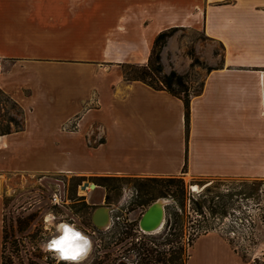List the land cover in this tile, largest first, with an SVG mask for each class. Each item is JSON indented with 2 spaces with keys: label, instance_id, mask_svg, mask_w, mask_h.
<instances>
[{
  "label": "crops",
  "instance_id": "1",
  "mask_svg": "<svg viewBox=\"0 0 264 264\" xmlns=\"http://www.w3.org/2000/svg\"><path fill=\"white\" fill-rule=\"evenodd\" d=\"M171 27L177 31L161 53L166 72H188L165 60L177 53L185 29L222 51L207 48L213 68L191 95L188 122L183 99L123 76V65L148 62L157 34ZM35 65L92 71L66 85L79 95L58 118L61 125L79 115V130L55 127L84 146L74 163L49 158L46 147L58 134L48 121L62 103L54 95L56 79L31 73ZM0 88L23 106L28 102L25 112L36 126L26 132L25 120L23 130L1 135L0 264L5 198L18 172L264 181V0H0ZM89 116L104 121L98 135L88 128ZM186 264L243 262L225 237L209 231L194 240Z\"/></svg>",
  "mask_w": 264,
  "mask_h": 264
},
{
  "label": "rangeland",
  "instance_id": "2",
  "mask_svg": "<svg viewBox=\"0 0 264 264\" xmlns=\"http://www.w3.org/2000/svg\"><path fill=\"white\" fill-rule=\"evenodd\" d=\"M180 35V48L175 47L177 53L167 55L165 60L167 66L177 65L179 70L188 71V80L194 91L200 88L209 66L206 62L209 44L213 45L211 47H214L216 54L222 51L217 43L210 41L199 31L185 29L180 31ZM190 53L200 60L201 65H191L193 60ZM188 61L189 65L186 66ZM29 69L33 74L56 79L54 95L62 103L58 108L57 118L48 121L54 128L52 132L58 134V139L53 137L54 140L46 147L49 158L54 164L74 163L78 150L84 146L80 145L78 137H64L57 128L64 132H77L79 115L61 125H58V118L73 110L71 107L67 109L65 104L79 95V92L68 89L66 85L75 84V78L89 76L92 71L81 67L43 65H35ZM77 83L84 84L82 81ZM89 92L90 88L82 90L80 94L87 96ZM27 103L24 102L23 106L0 88V134L6 130L11 133L20 131L24 128L25 120L26 132L35 130L34 121L28 119L25 112ZM63 106L64 110L61 109ZM90 116L88 128L96 129L98 135L102 132L98 123L104 124V121ZM22 132L26 133L25 130ZM92 133L90 130L88 136ZM80 176L85 177L80 179ZM91 176L93 174L80 175L72 171L18 172L11 175L14 192L5 198L4 225L7 237L4 251L6 257H11L13 264H95L102 259L105 260L104 263L117 264L124 258L129 264H140L145 255L156 258L161 254L166 262L154 264H186L197 233L205 230L225 237L237 251L243 264H264L263 180L192 178L180 175L175 177L183 182L178 180L166 185L170 182L163 181L162 187L160 182L151 181L149 177H139V180L113 178L106 181L107 185H99ZM147 184L150 186L146 187ZM191 186L197 191H192ZM55 192L63 198L61 204L52 202ZM179 196H183V199ZM161 198L168 202L164 226L152 233L140 231V217L150 204ZM196 201L202 206L203 213L195 211ZM100 205L113 208L108 229L98 230L92 223V215ZM210 205L217 209L215 213L206 208ZM177 211L179 217L175 222L173 213ZM62 222L74 225L90 237L92 246L84 260L70 261L58 254L54 240L60 234L59 225ZM47 243L50 249L47 248ZM146 248L153 252L148 253ZM55 251L63 260H59Z\"/></svg>",
  "mask_w": 264,
  "mask_h": 264
},
{
  "label": "trees",
  "instance_id": "3",
  "mask_svg": "<svg viewBox=\"0 0 264 264\" xmlns=\"http://www.w3.org/2000/svg\"><path fill=\"white\" fill-rule=\"evenodd\" d=\"M176 31H177V27H171V28L165 29V30H163L157 34V36L154 40L153 46H152V50H151L149 60L146 64H125L122 66V70H123V76L126 80L143 81L155 89L167 90L172 95H175V96L183 99L184 105H185L186 120L188 122L189 121V115H190L191 95L193 93L200 92L202 89V86H200L199 89L193 91L191 89V85L189 83L187 73L182 74L175 69L171 70L170 72H166L164 70V65L162 62L161 53H162V50H163L164 46L166 45L169 37H171ZM189 56L193 60L191 62L192 66L196 65V64L201 65L200 60L195 58L192 53H190ZM212 68H213L212 66H208L207 71H209ZM201 85H202V83H201ZM20 130H23V127ZM17 131H19V130H17ZM9 133H11V131L6 130L1 134L6 135ZM84 177L85 176H80V179H84ZM91 178L95 183H97L99 185H107L106 181L113 179V178H122V179L124 178L126 180H139V177H125V176L114 177L112 175H93V176H91ZM149 178H150L149 180L154 181L156 183L160 182L162 185H163V181H166V182L169 181L170 182V184L168 183L166 185H171V183L174 184L178 180L183 182L182 179H179L175 176L162 177V178H158V177H149ZM148 186H150V184H147L146 187H148ZM162 187H164V185ZM178 192H179V190H178ZM179 197L183 199V196H179ZM182 206H183V203H182ZM206 208H208V209L210 208L212 213H215V211H217V209H215L213 207V205H210L209 207L206 206ZM194 209L198 213H203L202 206L200 205V203L198 201H196ZM225 212H223V213H225ZM173 215H174L175 222H177L178 217H179L178 211L173 213ZM179 228H181V227H179ZM207 231L208 230H205V232H207ZM205 232L197 233L196 238L200 234L205 233ZM174 233L177 234L176 231H174ZM178 235H180V234H178ZM6 237H7V232H6L5 225H4V228H3L2 264H13L11 257H6V255H5L4 248H5ZM146 250L148 251V253L153 252L152 249L149 250L148 248H146L145 251ZM104 262H105V260L102 259V260H98L97 262H95V264H103ZM155 262L165 263L166 260L163 258L162 254L159 256H156V258L149 257V255H145V257H143V261L140 264H154ZM36 264H42V263H36ZM104 264H109V263H104Z\"/></svg>",
  "mask_w": 264,
  "mask_h": 264
},
{
  "label": "water",
  "instance_id": "4",
  "mask_svg": "<svg viewBox=\"0 0 264 264\" xmlns=\"http://www.w3.org/2000/svg\"><path fill=\"white\" fill-rule=\"evenodd\" d=\"M167 204L168 202L162 198L150 204L139 219L140 229L142 231L149 232V233L161 230L166 220V205ZM112 210L113 209L111 207L106 206V205H100L95 209L92 215V223L98 230H103L109 227V225L111 224V221L107 225H102V224L97 223L95 220L97 213L100 211L107 212V214H109L110 216V220H112V215H111ZM162 222L163 224L161 225ZM46 246L47 248H49L48 243ZM91 246H92V241H91ZM55 252L57 254V251ZM57 256L61 259V257L58 254ZM122 262H124L123 264H128L127 262L122 261V260L119 261L117 264H122Z\"/></svg>",
  "mask_w": 264,
  "mask_h": 264
},
{
  "label": "bare ground",
  "instance_id": "5",
  "mask_svg": "<svg viewBox=\"0 0 264 264\" xmlns=\"http://www.w3.org/2000/svg\"><path fill=\"white\" fill-rule=\"evenodd\" d=\"M0 139H1V135H0ZM197 189H199V187L197 185H195ZM196 188H194L196 190ZM105 211V210H104ZM104 211H100L97 213L95 220L97 223L102 224V225H107L111 220H110V216L109 214H107V212ZM70 223L67 222H62L59 227L61 228L60 234L59 236L54 240V243L56 241H60L62 239H64L66 236H70L72 233H77L79 235V239L75 240V245L80 248L81 254L79 256L78 259L76 260H71L68 259L70 261H82L84 260L88 253L90 252V248H91V239L90 237L82 232L81 230L77 229L74 225H69ZM163 224V222L161 223V225ZM57 250V249H56ZM58 251V250H57ZM58 254L63 257L62 253L58 251ZM124 262H122L123 264Z\"/></svg>",
  "mask_w": 264,
  "mask_h": 264
},
{
  "label": "snow or ice",
  "instance_id": "6",
  "mask_svg": "<svg viewBox=\"0 0 264 264\" xmlns=\"http://www.w3.org/2000/svg\"><path fill=\"white\" fill-rule=\"evenodd\" d=\"M79 239L77 233H72L60 241L54 243V247L62 253L64 259L76 260L81 254V249L75 245V240Z\"/></svg>",
  "mask_w": 264,
  "mask_h": 264
},
{
  "label": "built area",
  "instance_id": "7",
  "mask_svg": "<svg viewBox=\"0 0 264 264\" xmlns=\"http://www.w3.org/2000/svg\"><path fill=\"white\" fill-rule=\"evenodd\" d=\"M191 189H192V191H197V190H195L194 189V186H191ZM52 202L54 203V204H61L62 202H63V198L62 197H59V195H58V193L57 192H55L54 194H53V199H52ZM113 209V208H112ZM111 225V224H110ZM110 225H109V227H110ZM109 227H107L106 229H108ZM139 229H140V227H139ZM140 231H142L141 229H140ZM142 232H145V231H142ZM58 257V256H57ZM59 258V257H58ZM59 260H63V259H60L59 258ZM125 261V262H127L128 263V260H126L125 258L124 259H120V261ZM129 264V263H128Z\"/></svg>",
  "mask_w": 264,
  "mask_h": 264
},
{
  "label": "flooded vegetation",
  "instance_id": "8",
  "mask_svg": "<svg viewBox=\"0 0 264 264\" xmlns=\"http://www.w3.org/2000/svg\"><path fill=\"white\" fill-rule=\"evenodd\" d=\"M139 227V226H138Z\"/></svg>",
  "mask_w": 264,
  "mask_h": 264
}]
</instances>
